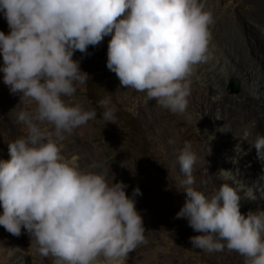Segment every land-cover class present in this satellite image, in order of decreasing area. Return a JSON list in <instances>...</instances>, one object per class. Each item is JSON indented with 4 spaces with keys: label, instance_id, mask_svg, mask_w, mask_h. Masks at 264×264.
I'll list each match as a JSON object with an SVG mask.
<instances>
[{
    "label": "clouds",
    "instance_id": "clouds-1",
    "mask_svg": "<svg viewBox=\"0 0 264 264\" xmlns=\"http://www.w3.org/2000/svg\"><path fill=\"white\" fill-rule=\"evenodd\" d=\"M0 13L9 28L0 31L3 82L20 103L35 104L16 113L24 134L8 143L10 159L0 160V226L17 237L23 229L30 246L54 264H126L146 242L136 209L141 190L129 196L114 174L109 181L108 173L83 169L78 156L62 151L73 130L97 116L69 102L89 79L74 53L86 55L111 35L106 66L122 88L183 114L194 68L214 58L213 11L207 0H0ZM111 103L105 97L99 106L102 118L115 124ZM251 143L264 161V134ZM177 162L186 199L176 218L199 233L189 238L192 247L207 253L227 248L244 264H264V210L241 213L227 170L216 175L224 182L211 197L192 187L197 154L190 143ZM244 196L256 199L251 189Z\"/></svg>",
    "mask_w": 264,
    "mask_h": 264
},
{
    "label": "rangeland",
    "instance_id": "rangeland-1",
    "mask_svg": "<svg viewBox=\"0 0 264 264\" xmlns=\"http://www.w3.org/2000/svg\"><path fill=\"white\" fill-rule=\"evenodd\" d=\"M234 1L220 0L222 6L228 7L237 4ZM244 24L243 31L246 36L258 41L257 45L260 46L259 42L262 40H259L258 33L254 31L256 24L248 21ZM0 31L5 34L9 32L2 13ZM110 39L111 35H108L98 46H89L86 55L78 51L74 53L73 59L80 62L81 70L89 74V79L85 84L77 85V91L69 102L79 103L85 110H95L97 116L74 129L71 136L63 141L62 151L68 157L78 156L83 169L95 166L96 170L108 173L109 181L111 173L114 174L113 182L123 181L128 185L125 192L129 196L133 188L139 187L141 190L142 195L136 197V209L143 218L146 242L129 253L126 264H244L242 256L227 248L221 252L207 253L192 247L189 238L199 233L189 227L186 219L176 218V213L186 199L181 187V181L185 177L180 173L177 158L184 144L190 143L197 154V163L192 173L195 183L192 187L211 197L221 184L216 177V171L207 160L211 145L214 143L217 146L224 140L231 141L241 130L249 129L252 123L246 121L245 117L238 116L236 123L228 122L216 130L215 126V129L210 128L207 121L199 119L204 114L196 99L198 96H206L210 86L196 80L195 71L190 77L188 107L183 114L173 113L161 107L155 100H148L143 92L131 88L123 89L115 73L106 66ZM253 40L247 56L253 64L263 63L264 50H260L259 46L255 48ZM234 49L235 56L242 57V52L237 47ZM218 63L222 65V57L214 53L213 60L206 66L201 64L199 67L204 75H211L216 72ZM2 64L0 57V66ZM238 65L241 69L244 68L239 62ZM247 66L248 72L254 71L252 64ZM232 80L237 82V88L230 85ZM0 87V160L6 161L10 159L8 143L18 137L19 130L24 128L16 122V113L22 109L32 110L35 104L20 103V95L10 93L9 87L4 84L2 71ZM240 89L239 75L229 70L227 92L234 95ZM105 97H110L111 106L116 109L115 124L102 118L104 109L99 106V101ZM261 105L264 109V103ZM239 167L236 161H230V170L237 177L253 176V173L245 171V167ZM260 192L262 187H258L257 196L264 202ZM13 237L15 236L0 226V244L3 243L0 245V264H54L52 256H43L34 246H30L27 234L14 242L23 251L9 255L8 247L13 244Z\"/></svg>",
    "mask_w": 264,
    "mask_h": 264
},
{
    "label": "bare ground",
    "instance_id": "bare-ground-1",
    "mask_svg": "<svg viewBox=\"0 0 264 264\" xmlns=\"http://www.w3.org/2000/svg\"><path fill=\"white\" fill-rule=\"evenodd\" d=\"M234 2L237 4H231L228 7L222 6L220 0H207V5L213 11L214 17V23L210 25L212 33L211 44L214 47V53L221 55L222 65H220L221 62L218 63V66H215L216 72L211 75H204L199 65H197L194 68V73L196 80L202 82L205 86H210L209 93L206 96H198L196 99L204 114V117H198L199 119H202L204 122L207 121L206 123L210 125V128L215 126L216 130L228 122L234 123L235 121L236 123V120H239L240 116L245 117L246 121L252 123L249 129L241 130L231 141L227 142L224 140L217 146L213 143L211 145V152L207 157V160L217 174L220 170L230 172L225 180L230 186L236 187L239 191L241 196V213L246 215L250 210L253 212L264 210V202L258 199L257 196L258 187H262V192L260 193L264 197V179H259V177H264V161L258 159L256 149L251 143L257 134H264V109L261 105V103H264V62L253 64L251 59L248 58L247 55L251 50L250 43L253 39L252 37L249 39L243 29H245V21L255 23L256 27L254 31L258 33L259 40L262 41L259 42V46L257 45L258 41L253 40V45L255 48L259 46L260 50H264V0H235ZM248 25L247 27L251 29ZM219 38L221 39L220 42ZM234 47H237L242 52V57L235 56ZM238 62L243 64V69L240 68ZM249 63L253 65L254 71L252 72H248L246 68ZM207 64H204V66ZM229 70L236 72L241 82L240 91L234 95H230L226 90L229 80ZM24 105L26 106V104ZM233 118L235 119L231 121ZM24 131L25 128H21L17 136L24 134ZM245 132L251 133L247 140L243 139ZM231 160L238 163L239 169L245 167V171L253 173V176L237 177V174L230 170ZM203 175L201 174V176ZM220 182L223 183L224 181L220 180ZM249 189L255 193V200L245 198L244 193ZM2 211L3 209L0 207V214H2ZM26 234L22 229L20 236L13 237V244L11 243L8 247L9 255L21 253L22 249H19V245L14 242L16 240L19 241L20 237H24ZM21 256L24 257L23 255Z\"/></svg>",
    "mask_w": 264,
    "mask_h": 264
},
{
    "label": "water",
    "instance_id": "water-1",
    "mask_svg": "<svg viewBox=\"0 0 264 264\" xmlns=\"http://www.w3.org/2000/svg\"><path fill=\"white\" fill-rule=\"evenodd\" d=\"M230 85H231L232 87H235V88H237V86H238L237 82L234 81V80L231 81Z\"/></svg>",
    "mask_w": 264,
    "mask_h": 264
}]
</instances>
